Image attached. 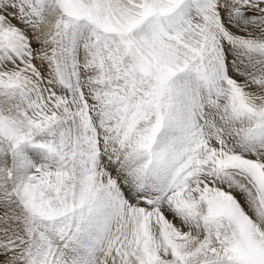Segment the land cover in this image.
I'll use <instances>...</instances> for the list:
<instances>
[{
    "label": "snow or ice",
    "instance_id": "obj_1",
    "mask_svg": "<svg viewBox=\"0 0 264 264\" xmlns=\"http://www.w3.org/2000/svg\"><path fill=\"white\" fill-rule=\"evenodd\" d=\"M0 264H264V0H0Z\"/></svg>",
    "mask_w": 264,
    "mask_h": 264
}]
</instances>
